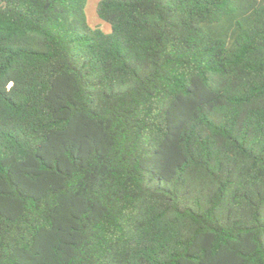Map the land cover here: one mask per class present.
I'll list each match as a JSON object with an SVG mask.
<instances>
[{
  "label": "trees",
  "instance_id": "obj_1",
  "mask_svg": "<svg viewBox=\"0 0 264 264\" xmlns=\"http://www.w3.org/2000/svg\"><path fill=\"white\" fill-rule=\"evenodd\" d=\"M0 0V264H264V0Z\"/></svg>",
  "mask_w": 264,
  "mask_h": 264
},
{
  "label": "rangeland",
  "instance_id": "obj_2",
  "mask_svg": "<svg viewBox=\"0 0 264 264\" xmlns=\"http://www.w3.org/2000/svg\"><path fill=\"white\" fill-rule=\"evenodd\" d=\"M99 0H88L87 5H86V14L88 17V22L91 26H99L104 30H109L110 25L103 21L97 14V3Z\"/></svg>",
  "mask_w": 264,
  "mask_h": 264
}]
</instances>
